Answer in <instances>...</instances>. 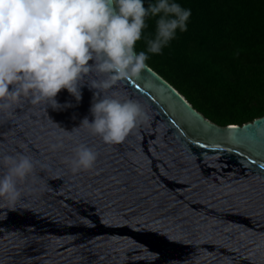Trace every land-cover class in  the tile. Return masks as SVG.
I'll list each match as a JSON object with an SVG mask.
<instances>
[{
    "label": "water",
    "instance_id": "95a60500",
    "mask_svg": "<svg viewBox=\"0 0 264 264\" xmlns=\"http://www.w3.org/2000/svg\"><path fill=\"white\" fill-rule=\"evenodd\" d=\"M95 78L79 101L62 89L56 108L22 100L0 112V157L35 164L15 205L0 199V264H264V115L211 122L146 64L101 94L148 117L109 145L79 127L94 119ZM80 144L97 159L74 173Z\"/></svg>",
    "mask_w": 264,
    "mask_h": 264
},
{
    "label": "clouds",
    "instance_id": "9594fccd",
    "mask_svg": "<svg viewBox=\"0 0 264 264\" xmlns=\"http://www.w3.org/2000/svg\"><path fill=\"white\" fill-rule=\"evenodd\" d=\"M149 16L158 17L156 34L147 41V52L137 53L134 46ZM190 16V9L173 0H156L147 8L143 0H0V112L10 116L22 100L56 108L62 89L79 101L82 81L92 73L97 77L88 82L97 90L90 108L94 119L84 118L79 127L106 144L121 143L148 117L136 100L101 94L138 77L148 53L159 54L177 30L186 31ZM96 159L92 148L80 144L68 163L75 173L91 169ZM0 164L7 169L0 177V199L14 206L21 197L18 184L34 173L35 164L22 154L3 155Z\"/></svg>",
    "mask_w": 264,
    "mask_h": 264
},
{
    "label": "trees",
    "instance_id": "16d2710c",
    "mask_svg": "<svg viewBox=\"0 0 264 264\" xmlns=\"http://www.w3.org/2000/svg\"><path fill=\"white\" fill-rule=\"evenodd\" d=\"M173 2L191 10L187 30L145 64L211 122L241 125L264 115V0ZM157 19L146 17L137 53L147 52Z\"/></svg>",
    "mask_w": 264,
    "mask_h": 264
}]
</instances>
